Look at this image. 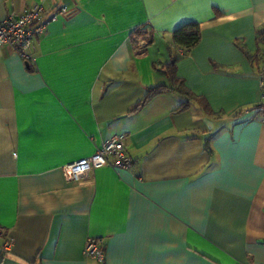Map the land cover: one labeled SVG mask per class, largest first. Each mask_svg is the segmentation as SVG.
I'll return each mask as SVG.
<instances>
[{
    "label": "crops",
    "instance_id": "crops-1",
    "mask_svg": "<svg viewBox=\"0 0 264 264\" xmlns=\"http://www.w3.org/2000/svg\"><path fill=\"white\" fill-rule=\"evenodd\" d=\"M35 4L31 58L0 46V264H100L88 238L104 264H264V0H0V20ZM187 22L200 35L182 54ZM173 53L209 112L173 90L144 100ZM119 134L130 167L65 179Z\"/></svg>",
    "mask_w": 264,
    "mask_h": 264
},
{
    "label": "built area",
    "instance_id": "built-area-1",
    "mask_svg": "<svg viewBox=\"0 0 264 264\" xmlns=\"http://www.w3.org/2000/svg\"><path fill=\"white\" fill-rule=\"evenodd\" d=\"M42 6L35 4L21 11L8 13L0 20V46H4L17 53L22 59L29 60L35 40L45 32L46 23L41 16ZM134 36L138 44H143L150 37L147 31L139 30ZM260 98L253 106L254 117L264 125V70L258 75ZM125 135H115L101 144L91 155L68 163L62 167L67 180H78L90 171L102 167L127 169L132 164V158L126 153ZM2 245L0 253L6 255L12 246L11 238L0 226ZM104 242L102 238H88L83 248L85 257H93L100 264H104Z\"/></svg>",
    "mask_w": 264,
    "mask_h": 264
},
{
    "label": "trees",
    "instance_id": "trees-1",
    "mask_svg": "<svg viewBox=\"0 0 264 264\" xmlns=\"http://www.w3.org/2000/svg\"><path fill=\"white\" fill-rule=\"evenodd\" d=\"M132 34L134 36L139 35L140 34L139 29L135 30ZM199 35H200V32H199L198 23L187 22L173 31L172 44L175 47H177L183 54V53L188 52L193 46H195L198 43ZM257 40H258V43L264 41V31L258 34ZM241 49L242 51L245 52L243 48ZM259 50L260 48H258V51L255 56H258ZM178 57H179L178 54L173 53L170 61L165 63L162 66V69L164 70L165 74L168 77L169 85L168 86L158 85V86H154L148 89L144 100H147L150 96H153L154 94H157L158 92H162L163 90H173L179 93L181 96L185 97L186 99L181 104H179L178 109L186 108L188 106L189 100L196 99L204 105L203 107L206 109V112L207 111L209 112V109H207L206 107L207 105L204 103V101L200 97H197L193 93H191L185 87L183 80L176 75L175 65H176V61ZM251 58H254V57H250V59ZM4 256L5 255L1 254L0 257L3 258Z\"/></svg>",
    "mask_w": 264,
    "mask_h": 264
}]
</instances>
